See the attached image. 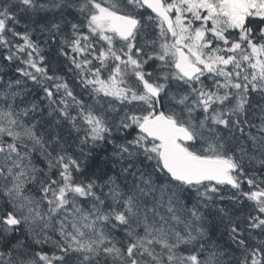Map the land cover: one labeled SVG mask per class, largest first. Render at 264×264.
Wrapping results in <instances>:
<instances>
[{
	"label": "snow or ice",
	"instance_id": "obj_1",
	"mask_svg": "<svg viewBox=\"0 0 264 264\" xmlns=\"http://www.w3.org/2000/svg\"><path fill=\"white\" fill-rule=\"evenodd\" d=\"M0 264H264V0H0Z\"/></svg>",
	"mask_w": 264,
	"mask_h": 264
}]
</instances>
